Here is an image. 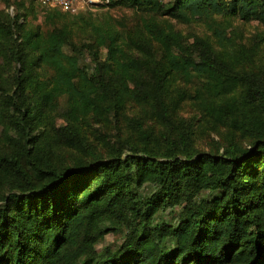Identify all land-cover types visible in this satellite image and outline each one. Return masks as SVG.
Instances as JSON below:
<instances>
[{
    "label": "trees",
    "instance_id": "16d2710c",
    "mask_svg": "<svg viewBox=\"0 0 264 264\" xmlns=\"http://www.w3.org/2000/svg\"><path fill=\"white\" fill-rule=\"evenodd\" d=\"M125 2L183 22L202 20L221 46L231 42L227 24L232 18L264 26V0H116L111 5ZM82 12L68 13L69 25L21 36L19 50L29 47L36 62L52 70L46 80L35 82L29 77H37L26 71L8 97L19 112L25 154L31 151L26 146L33 139L34 110L52 104L61 93L67 97V120L74 123L89 112L102 114L108 104L120 108L135 93L150 97L159 118L168 119L162 88L171 78L195 83L200 99L209 96L208 103L201 99V108L216 120L233 109L222 97L236 87L238 77L224 71L207 42L186 47L178 32L145 20L142 29L157 44V55L148 47L149 57L142 59L125 50L130 39L123 40L113 20L93 22ZM18 21L16 15L3 21L0 33L10 36ZM74 31H87L89 41L74 44ZM65 44L71 45L70 53L63 50ZM101 47L106 49L104 59L98 58ZM86 52L91 53L90 62ZM20 56L16 58L23 66ZM29 82L33 103L23 96ZM130 84L136 91L129 90ZM62 129L76 134L71 124ZM167 142L170 154L162 159L150 157L146 145L131 149L128 141L107 157L71 168H43L28 158L38 180L23 167L21 152L0 149V171L24 184L0 197V264H264V139L255 150L229 147L221 154L182 157ZM253 175L261 181L247 185L243 177ZM146 183L149 190L142 191ZM201 190L220 193L199 197ZM174 206L180 209L171 222L157 218ZM118 226L123 241L117 248L93 247Z\"/></svg>",
    "mask_w": 264,
    "mask_h": 264
},
{
    "label": "rangeland",
    "instance_id": "374dc122",
    "mask_svg": "<svg viewBox=\"0 0 264 264\" xmlns=\"http://www.w3.org/2000/svg\"><path fill=\"white\" fill-rule=\"evenodd\" d=\"M118 1V0H117ZM166 4L169 0H159ZM110 2L94 0L85 6L84 18L99 22L103 18L113 20L123 36V40L130 39L124 48L140 58L149 56L148 47L157 55V44L148 38L143 31L142 24L145 20H155L164 28H170L181 35L186 47L198 41L209 44L213 53L219 56L224 71L234 73L237 77L236 87L222 97L233 105V109L226 114L222 121L207 115L202 110L201 99L205 103L210 100L204 95L198 98L195 93L197 85L183 79L171 78L162 88L164 102L169 111V118H159L157 107L150 97H143L138 93L129 96L120 108L108 104L102 114L91 112L79 116L77 122L67 120L65 94L57 95L50 105H37L32 116L35 118L33 139L26 146L30 153L23 152L24 140L18 125L19 112L9 100V94L16 88L17 77L25 72H32L34 77H29L33 82L46 80L52 70L38 64L35 52L29 47L22 51L21 36L27 33L43 34L49 29L69 25V14L57 7L43 3L41 0H0V23L13 16L18 17L19 26L11 29V35L0 33V149L16 154L21 152L20 161L32 179L38 180V172L27 160L43 168L59 167L71 168L80 164H89L95 158H104L115 147L128 141L129 147L140 151L146 145L149 156L162 159L170 152L167 149L168 140L177 156L213 152L221 154L227 148L234 147L237 152L255 150L260 147L264 139V41L261 34L264 26L257 21H243L237 17L229 20L228 35L231 42L225 46L217 44L210 31L207 30L202 20L189 22L180 21L174 17L160 15L148 11L136 10V7L125 2L124 4L111 5ZM5 36V37H4ZM87 31H74L72 41L81 46L89 41ZM132 41V43H131ZM63 50L71 52V45L65 44ZM18 53L24 61L23 66L17 60ZM106 49H99L98 58H105ZM87 62L91 61V53L85 54ZM241 77V78H240ZM31 82L26 86L25 97L27 102L33 103L35 94ZM130 91H136L134 84H130ZM218 102V99H215ZM71 124L74 135L64 134L62 127ZM146 133V138H144ZM122 149V148H121ZM127 152L129 150H126ZM196 154V155H197ZM259 161V160H258ZM257 163V161H256ZM253 185V181H261L255 175L245 176ZM24 185L22 180L8 172L0 171V197L10 191L21 190ZM148 183L144 184L142 191H148ZM220 191L207 192L201 190L199 197L211 198ZM1 202V201H0ZM174 206L156 214L157 218L171 222L173 216L179 211ZM123 241L121 226L114 230L106 231L93 244L97 250L108 247L110 250L117 248ZM80 257L76 259L79 263Z\"/></svg>",
    "mask_w": 264,
    "mask_h": 264
},
{
    "label": "built area",
    "instance_id": "2783aa9c",
    "mask_svg": "<svg viewBox=\"0 0 264 264\" xmlns=\"http://www.w3.org/2000/svg\"><path fill=\"white\" fill-rule=\"evenodd\" d=\"M43 3L50 6L57 7L59 10L67 13H76L83 9L85 6H89L94 0H41ZM102 2H110L111 0H101Z\"/></svg>",
    "mask_w": 264,
    "mask_h": 264
}]
</instances>
